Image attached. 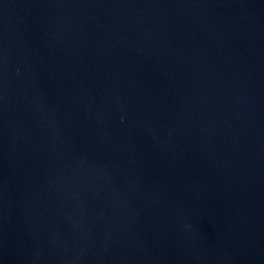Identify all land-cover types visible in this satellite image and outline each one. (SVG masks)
<instances>
[{
  "label": "water",
  "instance_id": "95a60500",
  "mask_svg": "<svg viewBox=\"0 0 264 264\" xmlns=\"http://www.w3.org/2000/svg\"><path fill=\"white\" fill-rule=\"evenodd\" d=\"M0 264H264V0H0Z\"/></svg>",
  "mask_w": 264,
  "mask_h": 264
}]
</instances>
